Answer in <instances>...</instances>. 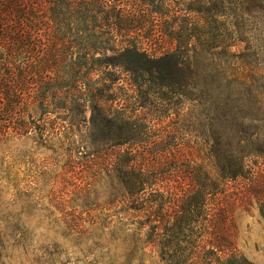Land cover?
<instances>
[{
	"label": "trees",
	"instance_id": "trees-1",
	"mask_svg": "<svg viewBox=\"0 0 264 264\" xmlns=\"http://www.w3.org/2000/svg\"><path fill=\"white\" fill-rule=\"evenodd\" d=\"M160 1L135 0L152 8ZM241 1L243 14L264 26V0ZM131 2L0 0V142L26 137L34 118L47 115L52 107L79 116L91 110L89 122L79 116L65 122L72 127L84 124L95 140L106 142L107 148L95 154L114 153L112 166L125 220L139 226L128 231H133L134 241L146 237L140 251L154 246L164 264H220L221 255H238L233 239L237 208L249 212L257 203L264 219V69L239 79L238 92L229 98L221 94L222 87L202 96L200 85L210 86L208 81L190 82L200 80L187 56L194 50L189 42L195 37L185 38L190 45L186 48H144L131 40L132 34L143 31L140 20L127 11ZM195 3L181 10L182 19L213 11L210 0ZM157 10L153 13H161ZM198 46L207 52L201 43ZM122 75L166 89L193 84L200 93L196 102L200 100L208 112L206 157L215 175L194 161L185 171L189 187L180 195L168 187L170 195L163 194L166 178L176 171L173 147L156 141L151 160L135 150L144 136L138 120L119 105L116 92ZM21 106L33 107L30 123L18 124ZM232 185L238 186L236 194ZM70 228L75 234H87Z\"/></svg>",
	"mask_w": 264,
	"mask_h": 264
},
{
	"label": "rangeland",
	"instance_id": "rangeland-1",
	"mask_svg": "<svg viewBox=\"0 0 264 264\" xmlns=\"http://www.w3.org/2000/svg\"><path fill=\"white\" fill-rule=\"evenodd\" d=\"M130 1L128 13L143 26L131 40L144 48H186L190 45L185 38L195 37L189 42L194 50L187 56L200 80L190 82L208 81L210 86L200 85L202 96L222 87L221 94L229 98L228 94L238 92L239 79L264 69V26L243 14L241 0H210L211 13L192 14L188 19H182L181 10L196 5L195 0H162L153 8ZM155 9L161 13L154 14ZM121 78L116 92L119 105L138 120L144 136L135 150L151 160L156 141L173 147L176 171L166 178L163 194L170 195L168 187L178 195L189 187L185 171L194 161L215 175L206 157L208 112L200 100L196 102L200 93L193 84L187 89L178 85L166 89L134 75ZM49 112L34 118L26 137L0 142V264H164L154 246L140 251L146 237L143 242L134 241L133 231H128L139 226L125 220V204L112 166L114 153L95 154L107 148L106 142L95 140L84 124L72 127L65 122L79 115L53 107ZM17 113L18 124L30 123L33 107L21 106ZM91 115L88 110L78 119L89 122ZM42 130H46L43 140ZM230 188L237 193V185ZM233 224L238 255H221L220 264H264V219L259 205L255 203L249 212L237 208ZM70 227L87 234H75Z\"/></svg>",
	"mask_w": 264,
	"mask_h": 264
}]
</instances>
